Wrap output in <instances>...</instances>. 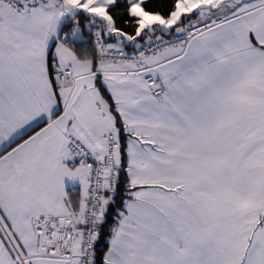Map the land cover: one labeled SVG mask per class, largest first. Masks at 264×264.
<instances>
[{
  "label": "snow or ice",
  "instance_id": "snow-or-ice-1",
  "mask_svg": "<svg viewBox=\"0 0 264 264\" xmlns=\"http://www.w3.org/2000/svg\"><path fill=\"white\" fill-rule=\"evenodd\" d=\"M149 4L0 0V264H264V0Z\"/></svg>",
  "mask_w": 264,
  "mask_h": 264
},
{
  "label": "trees",
  "instance_id": "trees-1",
  "mask_svg": "<svg viewBox=\"0 0 264 264\" xmlns=\"http://www.w3.org/2000/svg\"><path fill=\"white\" fill-rule=\"evenodd\" d=\"M163 4V0H150L149 7H160ZM88 36L83 39L75 40V41H70V44L75 48L77 51L78 55L83 57L85 54L92 53V37L87 30Z\"/></svg>",
  "mask_w": 264,
  "mask_h": 264
},
{
  "label": "crops",
  "instance_id": "crops-1",
  "mask_svg": "<svg viewBox=\"0 0 264 264\" xmlns=\"http://www.w3.org/2000/svg\"><path fill=\"white\" fill-rule=\"evenodd\" d=\"M65 23H67V21ZM85 24H86V22H82V25H81L82 33H81V35L76 37V38L69 37V42L79 40V39H83V38H86L88 36V33H87L88 27H86ZM41 126H43V125H41ZM36 130H38V129H36ZM77 189H78V185H77Z\"/></svg>",
  "mask_w": 264,
  "mask_h": 264
},
{
  "label": "built area",
  "instance_id": "built-area-1",
  "mask_svg": "<svg viewBox=\"0 0 264 264\" xmlns=\"http://www.w3.org/2000/svg\"><path fill=\"white\" fill-rule=\"evenodd\" d=\"M93 30H94V28L93 29L88 28V31H89V33H90V35L92 37V40L94 39V37L92 35ZM89 162H91V158H90Z\"/></svg>",
  "mask_w": 264,
  "mask_h": 264
}]
</instances>
